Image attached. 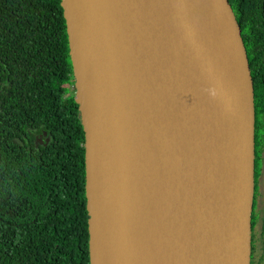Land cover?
<instances>
[{"label":"water","instance_id":"obj_1","mask_svg":"<svg viewBox=\"0 0 264 264\" xmlns=\"http://www.w3.org/2000/svg\"><path fill=\"white\" fill-rule=\"evenodd\" d=\"M90 264H250L253 83L229 0H61Z\"/></svg>","mask_w":264,"mask_h":264},{"label":"trees","instance_id":"obj_2","mask_svg":"<svg viewBox=\"0 0 264 264\" xmlns=\"http://www.w3.org/2000/svg\"><path fill=\"white\" fill-rule=\"evenodd\" d=\"M264 159V0H229ZM61 0H0V264H90L80 120ZM264 259V207L252 212Z\"/></svg>","mask_w":264,"mask_h":264},{"label":"flooded vegetation","instance_id":"obj_3","mask_svg":"<svg viewBox=\"0 0 264 264\" xmlns=\"http://www.w3.org/2000/svg\"><path fill=\"white\" fill-rule=\"evenodd\" d=\"M261 174V173H260ZM259 177L258 176V181H257V192H255V199H254V206L253 207V213L257 211L258 207V195H259ZM253 224L251 226V256H250V264H264V259H262V239L260 236L257 234V226Z\"/></svg>","mask_w":264,"mask_h":264},{"label":"rangeland","instance_id":"obj_4","mask_svg":"<svg viewBox=\"0 0 264 264\" xmlns=\"http://www.w3.org/2000/svg\"><path fill=\"white\" fill-rule=\"evenodd\" d=\"M264 207V159L259 177L258 213L261 215Z\"/></svg>","mask_w":264,"mask_h":264},{"label":"built area","instance_id":"obj_5","mask_svg":"<svg viewBox=\"0 0 264 264\" xmlns=\"http://www.w3.org/2000/svg\"><path fill=\"white\" fill-rule=\"evenodd\" d=\"M70 89L75 90V86L74 85L70 86Z\"/></svg>","mask_w":264,"mask_h":264}]
</instances>
